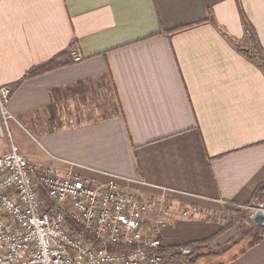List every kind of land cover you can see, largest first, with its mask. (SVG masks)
I'll return each mask as SVG.
<instances>
[{
  "label": "crops",
  "instance_id": "obj_1",
  "mask_svg": "<svg viewBox=\"0 0 264 264\" xmlns=\"http://www.w3.org/2000/svg\"><path fill=\"white\" fill-rule=\"evenodd\" d=\"M250 47L264 57V0H0V87L35 138L20 152L146 200L173 194L151 220L164 246L221 244L234 206L264 203V66ZM196 264H264V235Z\"/></svg>",
  "mask_w": 264,
  "mask_h": 264
},
{
  "label": "built area",
  "instance_id": "obj_2",
  "mask_svg": "<svg viewBox=\"0 0 264 264\" xmlns=\"http://www.w3.org/2000/svg\"><path fill=\"white\" fill-rule=\"evenodd\" d=\"M11 92L0 87L6 121ZM172 205L139 199L116 180L32 161L11 143L0 155V264H162L165 222L151 220Z\"/></svg>",
  "mask_w": 264,
  "mask_h": 264
},
{
  "label": "rangeland",
  "instance_id": "obj_3",
  "mask_svg": "<svg viewBox=\"0 0 264 264\" xmlns=\"http://www.w3.org/2000/svg\"><path fill=\"white\" fill-rule=\"evenodd\" d=\"M33 142H35V138H33L32 134H30L23 126L20 127V125L17 124L16 119L10 118L6 121L3 116L2 109L0 108V155L9 151L11 143H18L21 146H24L31 145L33 144ZM137 197L142 200H146L142 197ZM155 197L156 198L154 199L147 200L159 203L160 207L161 204L166 206L172 203L175 196L171 193L159 192L157 193V195H155ZM259 205L260 204L257 203L256 205L248 204L243 206H234L235 209L233 218H229L227 220V226L228 228L233 230V236H231L230 239L221 244L218 242L219 239H217L214 244L210 245L215 251L223 249V251L225 252L219 253V255H207L200 259H212L214 257H219L220 260H224L228 259L229 257L236 256L239 252L248 247L250 242L254 238L250 233V230H256V225L252 222L250 217L254 210H258L257 208L259 207Z\"/></svg>",
  "mask_w": 264,
  "mask_h": 264
},
{
  "label": "trees",
  "instance_id": "obj_4",
  "mask_svg": "<svg viewBox=\"0 0 264 264\" xmlns=\"http://www.w3.org/2000/svg\"><path fill=\"white\" fill-rule=\"evenodd\" d=\"M248 54L255 60H257L262 66H264V57L257 52L255 47L247 48ZM56 67V64L49 63L34 67L30 70L26 77H33L46 71H49ZM20 82L14 84L17 86ZM251 229L250 233L254 237L250 242L249 246L258 243L264 235V230L258 227ZM221 232L202 240L191 241L185 244H177L172 246H162L160 251L162 254V264H196L200 258L207 255H219L225 251H215L211 244L217 241L220 237ZM212 248V249H211ZM188 249V253H184V250ZM225 249V248H224Z\"/></svg>",
  "mask_w": 264,
  "mask_h": 264
},
{
  "label": "water",
  "instance_id": "obj_5",
  "mask_svg": "<svg viewBox=\"0 0 264 264\" xmlns=\"http://www.w3.org/2000/svg\"><path fill=\"white\" fill-rule=\"evenodd\" d=\"M251 218L264 227V203L262 204L259 210L255 211L251 215Z\"/></svg>",
  "mask_w": 264,
  "mask_h": 264
}]
</instances>
